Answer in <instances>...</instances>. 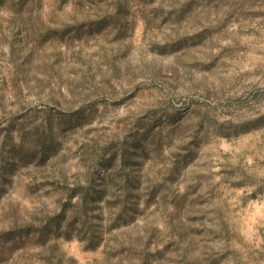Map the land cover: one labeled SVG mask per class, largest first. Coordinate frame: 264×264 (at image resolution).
I'll return each mask as SVG.
<instances>
[{
    "label": "rangeland",
    "instance_id": "374dc122",
    "mask_svg": "<svg viewBox=\"0 0 264 264\" xmlns=\"http://www.w3.org/2000/svg\"><path fill=\"white\" fill-rule=\"evenodd\" d=\"M0 264H264V0H0Z\"/></svg>",
    "mask_w": 264,
    "mask_h": 264
}]
</instances>
